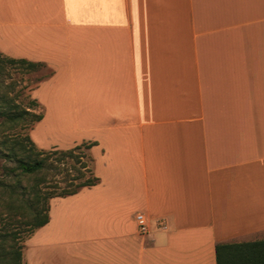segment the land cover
Here are the masks:
<instances>
[{"label":"crops","instance_id":"crops-1","mask_svg":"<svg viewBox=\"0 0 264 264\" xmlns=\"http://www.w3.org/2000/svg\"><path fill=\"white\" fill-rule=\"evenodd\" d=\"M0 53L49 72L36 147L94 143L100 180L50 200L25 264H217L264 237V0H0Z\"/></svg>","mask_w":264,"mask_h":264},{"label":"trees","instance_id":"trees-1","mask_svg":"<svg viewBox=\"0 0 264 264\" xmlns=\"http://www.w3.org/2000/svg\"><path fill=\"white\" fill-rule=\"evenodd\" d=\"M8 68L21 69L22 73L37 72L46 69L43 63L31 62L26 59H14L0 53V158L6 162H15V168L8 169L6 176L10 177L18 173L20 177L33 176L45 172L48 165V158L45 151L36 152V145L28 134L17 133V130L33 129L42 118V113H36L35 108L39 107L38 102L30 95L27 96V104L18 102L22 90L10 97L7 91L1 90L4 78L8 75ZM49 77V74L38 80L34 87L30 88L32 92L41 81ZM11 91L15 86L9 87ZM27 90V86L22 87ZM94 143H88V150ZM38 153V154H37ZM64 157L69 156L70 152H61ZM68 154V155H67ZM91 166L83 163L82 171L77 170L78 175L68 178L70 185L59 192L57 182L49 186L43 193L39 185L29 188L12 186L5 181L0 182V190L9 192L11 197L3 200L0 198V215L6 218H12L18 212L31 208L34 200L39 206L34 210L36 216L43 215L33 230L28 234L27 240L36 230L46 225L49 221V202L55 197H66L76 194L81 189L97 185L100 180L94 175L93 158L88 155ZM74 181H80L73 183ZM50 185V184H49ZM26 245L21 239L20 233L11 221H7L0 228V264H25L24 251ZM217 264H264V240L253 242H231L222 243L216 246Z\"/></svg>","mask_w":264,"mask_h":264},{"label":"rangeland","instance_id":"rangeland-1","mask_svg":"<svg viewBox=\"0 0 264 264\" xmlns=\"http://www.w3.org/2000/svg\"><path fill=\"white\" fill-rule=\"evenodd\" d=\"M7 71L8 75L4 78V83L1 85V90L7 91L10 97L12 98L14 97L16 92L22 90L23 95H20V97L18 98V102H21L23 104H27V96L30 95L32 97V92L30 91V88L34 87L38 80L49 74L47 69H41L37 72L32 73H22V70L17 68H8ZM12 86L16 87L14 91H11L9 88ZM23 86H27L28 89L23 90ZM35 109L36 113L42 112L40 107H36ZM16 132L21 133L23 135L28 134L31 137V129L17 130ZM87 146L88 143L84 142L68 150H41L45 151L46 153H49L47 155V162L49 165L48 169L43 173L26 177H20L18 173L7 177L6 173L8 169L15 168L16 163L6 162L0 158V182L5 181L7 183H10L12 186H18L20 184V186L29 188L34 185H39L40 182L44 181L39 186L43 190L42 194H44L45 191L50 190L47 188L51 185L56 184L57 182V186L59 187L57 191L59 192L63 188H67V186L70 185L65 180H67L68 178H73V176H77V170L81 169L82 171L83 163L91 166V163L88 159V155H90V152ZM35 151L39 152L40 149L37 148L35 149ZM62 151L67 153L70 152V155L64 157L60 154ZM78 182L80 181H74L73 183L75 184ZM8 197H11L9 192H4L3 190H0L1 199L5 200ZM43 203L44 202H42L40 205L38 203H35L34 200L33 204L31 205V208L18 212L16 216H13V219L10 217L6 218L5 216L0 215V228L7 221H11L17 228V231L20 233L21 239L25 242L26 245L28 234L33 230L34 225L43 218V215L36 216L34 210L39 206L42 207ZM260 240H264V237H257L252 241Z\"/></svg>","mask_w":264,"mask_h":264},{"label":"built area","instance_id":"built-area-1","mask_svg":"<svg viewBox=\"0 0 264 264\" xmlns=\"http://www.w3.org/2000/svg\"><path fill=\"white\" fill-rule=\"evenodd\" d=\"M136 222L138 225L139 233L143 236L147 235L150 230V222L148 218L143 214H138L136 216Z\"/></svg>","mask_w":264,"mask_h":264}]
</instances>
